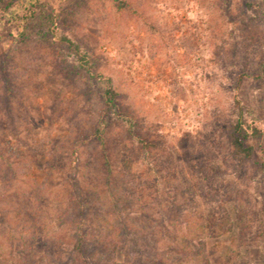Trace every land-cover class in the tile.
<instances>
[{
  "label": "rangeland",
  "instance_id": "obj_1",
  "mask_svg": "<svg viewBox=\"0 0 264 264\" xmlns=\"http://www.w3.org/2000/svg\"><path fill=\"white\" fill-rule=\"evenodd\" d=\"M45 1L58 15L56 37L36 30L24 40L0 22V264H44L47 248H66L59 183L78 163L106 205L108 167L93 141L105 79L120 93L121 112L103 126L104 149L129 211L160 221L166 211L178 225L182 209L178 228L191 224L201 254L183 264H264V0ZM62 35L87 52L89 72ZM236 100L263 132L240 174L228 137ZM236 203L252 204L256 215L239 224ZM33 213L43 216L36 226ZM241 225L249 228L243 241Z\"/></svg>",
  "mask_w": 264,
  "mask_h": 264
},
{
  "label": "trees",
  "instance_id": "obj_2",
  "mask_svg": "<svg viewBox=\"0 0 264 264\" xmlns=\"http://www.w3.org/2000/svg\"><path fill=\"white\" fill-rule=\"evenodd\" d=\"M124 5L125 3L118 1V6ZM3 20L10 21L17 28V35L24 40L30 39L32 32L36 30L44 35L58 36V29L55 26L59 20L58 15L47 10L45 0H5L0 11V22ZM60 41L75 54L78 62L81 63L80 68H85L89 72L90 69L86 68V65H90L87 61V52L65 35L60 37ZM82 62L86 65H82ZM77 74L81 75V69L77 70ZM100 77L103 78L102 75ZM97 89L98 95L95 98L101 105L102 119L93 132V141L101 148V155L108 167L104 187L108 193L105 199L106 205H102L104 202L101 203L100 198L97 199L92 195V191L97 192L100 187L93 180H85L81 169L83 165L78 163L69 178L59 183L67 192L57 214L61 229L68 237L65 243H62L66 248L58 255L47 248L44 257L40 260L44 264H183L182 258H185V262L188 258L191 259V256L197 259L201 254L193 252L196 246L192 242L195 239L188 237L192 232L191 224L187 223V227L184 228L186 231L178 228L186 222L182 209L179 208L176 215L178 225L172 223L171 219L175 217L168 216L166 211L161 221L146 212L139 211L137 215L134 213L136 211L132 209L129 211L132 205L123 195V192L128 191L127 188L121 187V191L115 189L112 177L114 170L104 149L106 144L103 126L108 125L110 115H117L120 118V93L111 79L102 80ZM258 122V116L253 109L240 100L235 101L228 137L230 154L235 162L234 172L237 174H240L244 166L253 158L255 144L263 137ZM129 126V133L133 134L131 123ZM133 164L134 160L131 158L123 160L122 172L125 174L130 171ZM129 188L131 191L134 186ZM233 208L239 224H243L242 221L248 211L256 215L252 204L246 207L236 203ZM29 217L33 220L34 226L37 225L39 218H43L34 213ZM109 220H113L114 224L110 225ZM239 230V239L243 241L249 228L241 225ZM210 235L214 236V233L211 232ZM62 254L68 256L64 258L61 257ZM119 254L123 256L122 262L117 261L116 256Z\"/></svg>",
  "mask_w": 264,
  "mask_h": 264
}]
</instances>
